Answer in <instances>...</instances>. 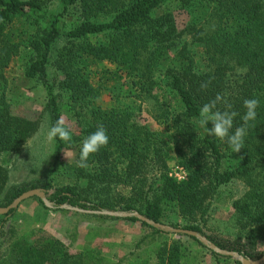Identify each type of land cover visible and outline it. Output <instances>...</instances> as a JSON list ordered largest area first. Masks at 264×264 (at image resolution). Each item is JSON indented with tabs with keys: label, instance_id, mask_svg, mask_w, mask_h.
Here are the masks:
<instances>
[{
	"label": "trees",
	"instance_id": "trees-1",
	"mask_svg": "<svg viewBox=\"0 0 264 264\" xmlns=\"http://www.w3.org/2000/svg\"><path fill=\"white\" fill-rule=\"evenodd\" d=\"M174 13L186 16L180 28ZM15 60L22 77L40 83L49 95V128L61 118V99L76 132L71 143L52 141L41 182L8 187L1 156L21 153L40 119L15 113L0 93V207L39 188L51 208L32 199L45 210L71 216L73 227L67 243L38 230L16 233L5 228L14 212L8 211L0 216V264H191L179 240L167 241L171 234L134 218L78 213L62 205L134 211L250 260L264 254V0H0L1 91L5 70ZM48 71L56 93L47 85ZM218 93L226 103L216 110L238 113L232 131L243 123V101H259L238 153L198 123L200 108ZM101 124L107 146L89 157L87 168L77 167L83 140ZM67 151L73 152L70 163L62 160ZM172 167L182 172L180 180L169 174ZM56 177L64 183L52 184ZM232 180L245 187L230 203L244 241L201 229L208 203ZM114 221L138 224L145 232L132 250L112 259L94 240L110 234L106 223ZM174 236L191 240L215 264H239L193 238Z\"/></svg>",
	"mask_w": 264,
	"mask_h": 264
},
{
	"label": "rangeland",
	"instance_id": "rangeland-1",
	"mask_svg": "<svg viewBox=\"0 0 264 264\" xmlns=\"http://www.w3.org/2000/svg\"><path fill=\"white\" fill-rule=\"evenodd\" d=\"M54 10V9H53ZM169 10H174L173 4ZM175 23L180 28L186 20L182 13H174ZM192 58L197 67H201L196 50L191 52ZM4 84L2 91L5 101L10 104L11 110L17 114H25L27 117L36 118L39 116V127L33 137L27 142L23 151L16 155L2 154L1 164L7 170V186L18 188L26 187L30 183L41 182L47 173L52 152V141L47 139L49 129V115L45 108L46 99L49 95L45 88L36 81L24 79L21 75V68L18 61H14L5 70ZM50 71L47 73V85L54 93L57 87L51 82ZM107 98L101 97L102 105H105ZM61 111V118L66 122L70 132H76L73 118L63 106V100H58ZM144 118V117H143ZM140 122L147 124L151 129H158L149 119L144 118ZM73 152H65L62 160L70 163ZM176 167L170 169L171 176H180ZM64 179L56 177L52 184L60 185ZM245 191L244 185L239 180H232L224 186H220L216 195L208 203L206 214L203 216L201 229L206 234H213L227 239H239L244 241L242 234L237 231L234 225L233 214L230 209L232 200L240 197ZM85 227V225H83ZM111 228V233L94 240V244H101L102 253L112 259L119 258L132 250L134 243L144 234L145 229L138 224L114 221L106 223ZM73 227V218L69 215H60L58 212H51L43 209L35 199H27L21 202L14 210L12 216L5 224L6 229L21 233L26 230L42 231L43 233L67 243V236ZM83 229H79L82 233ZM167 241L179 240L183 246L185 261L191 264H215L214 259L205 250L196 246L191 240L174 235H168ZM74 249L75 245H73ZM72 247V249H73ZM260 250H264L260 248ZM188 262V261H187ZM189 263V262H188Z\"/></svg>",
	"mask_w": 264,
	"mask_h": 264
},
{
	"label": "clouds",
	"instance_id": "clouds-1",
	"mask_svg": "<svg viewBox=\"0 0 264 264\" xmlns=\"http://www.w3.org/2000/svg\"><path fill=\"white\" fill-rule=\"evenodd\" d=\"M207 87V82L201 84L202 89ZM219 102L226 103L225 98L218 93L214 99L204 103L200 108L198 123L209 136H214L222 141L226 140L233 153H238L244 148V138L247 135L249 122L254 121L257 117L256 109L259 106V101L255 98L243 101V107L246 109L242 117L243 123L241 126L236 127L234 131H232L233 121L238 113L216 110ZM228 107L230 108L231 105H228ZM209 122H211V128L206 127ZM56 138L65 143H71L72 141V134L63 118L57 119L48 129L47 139L53 141ZM108 142L109 136L106 128L102 124L98 125L96 130L83 140L79 159L76 161L77 167L87 168L89 157L97 153L102 147L107 146Z\"/></svg>",
	"mask_w": 264,
	"mask_h": 264
},
{
	"label": "water",
	"instance_id": "water-1",
	"mask_svg": "<svg viewBox=\"0 0 264 264\" xmlns=\"http://www.w3.org/2000/svg\"><path fill=\"white\" fill-rule=\"evenodd\" d=\"M32 197L37 198L45 208H51V203L49 201H47L44 191L39 189V188H35V189L27 190L25 192L20 193L7 206L0 207V216L6 214L10 210H15L21 202H23L29 198H32ZM60 208H63V209L69 210V211L78 212V213L94 214V215H101V216H107V217H113V218H122V219L134 218L137 221L145 223V224H147V225H149V226L153 227L154 229L159 230L161 232L168 233L171 235H182V236H186L188 238H193L202 247L211 251L212 253H214L218 256L230 258L231 260L236 261L239 264H264V254L256 260H250V259H247V258H244V257L238 255L235 252L221 250V249L217 248L214 244L209 242L204 236H201L195 232L187 231V230H180V229H176V228H171V227L166 226V225L153 223V222L147 220L146 218H144L143 216L139 215L138 213H136L134 211H129V212L106 211V210L81 211V210L74 208V207L73 208L68 207L67 205H62V206H60Z\"/></svg>",
	"mask_w": 264,
	"mask_h": 264
},
{
	"label": "built area",
	"instance_id": "built-area-1",
	"mask_svg": "<svg viewBox=\"0 0 264 264\" xmlns=\"http://www.w3.org/2000/svg\"><path fill=\"white\" fill-rule=\"evenodd\" d=\"M177 168H175V170H176ZM178 171H179V174H180V176H173L174 178H176L177 180H180L181 178H182V172L179 170V169H177Z\"/></svg>",
	"mask_w": 264,
	"mask_h": 264
},
{
	"label": "crops",
	"instance_id": "crops-1",
	"mask_svg": "<svg viewBox=\"0 0 264 264\" xmlns=\"http://www.w3.org/2000/svg\"><path fill=\"white\" fill-rule=\"evenodd\" d=\"M79 247V242L75 243V248Z\"/></svg>",
	"mask_w": 264,
	"mask_h": 264
}]
</instances>
